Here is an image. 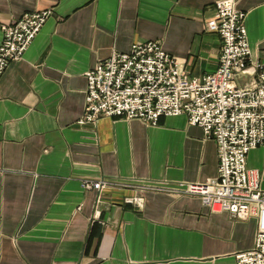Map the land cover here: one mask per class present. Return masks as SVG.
<instances>
[{
	"label": "crops",
	"instance_id": "obj_1",
	"mask_svg": "<svg viewBox=\"0 0 264 264\" xmlns=\"http://www.w3.org/2000/svg\"><path fill=\"white\" fill-rule=\"evenodd\" d=\"M217 0H0L2 25L25 12L50 17L0 77V264H236L256 221L211 212L198 196L105 190L85 179L165 184L216 178V142L185 115L156 125L102 117L79 125L85 73L113 52L158 40L191 78L218 66L221 38L206 30ZM244 12L251 61H264V0ZM249 80L242 75L238 85ZM261 173L264 146L247 154ZM138 195L140 206L124 197Z\"/></svg>",
	"mask_w": 264,
	"mask_h": 264
},
{
	"label": "built area",
	"instance_id": "obj_2",
	"mask_svg": "<svg viewBox=\"0 0 264 264\" xmlns=\"http://www.w3.org/2000/svg\"><path fill=\"white\" fill-rule=\"evenodd\" d=\"M206 23L208 32L221 38L218 66L212 73L189 77L178 61L161 48L158 40L132 44L127 51L113 52L85 73V104L77 123L95 124L102 117L142 120L156 125L160 117L185 115L216 142V178L161 183L127 182L120 179H85L84 190L96 193V212L105 190H166L192 194L211 212H226L230 218L256 221L253 246L234 253L236 264H264V189L261 173L246 163L247 154L264 146V61H251L244 25V12L234 0H217ZM51 10L25 12L2 25L0 77L8 65L22 58ZM242 75L249 80L238 85ZM123 202L140 206L141 196L129 195ZM99 213V212H98Z\"/></svg>",
	"mask_w": 264,
	"mask_h": 264
}]
</instances>
